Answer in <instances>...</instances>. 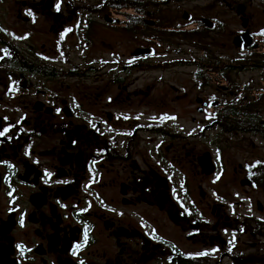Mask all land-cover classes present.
Instances as JSON below:
<instances>
[{
	"label": "flooded vegetation",
	"instance_id": "1",
	"mask_svg": "<svg viewBox=\"0 0 264 264\" xmlns=\"http://www.w3.org/2000/svg\"><path fill=\"white\" fill-rule=\"evenodd\" d=\"M190 1L0 0V264H264V0Z\"/></svg>",
	"mask_w": 264,
	"mask_h": 264
},
{
	"label": "rangeland",
	"instance_id": "2",
	"mask_svg": "<svg viewBox=\"0 0 264 264\" xmlns=\"http://www.w3.org/2000/svg\"><path fill=\"white\" fill-rule=\"evenodd\" d=\"M217 1L218 0H201V1H198V2L190 1V2H188V3H186L184 5V8L185 9L192 8V7H195L197 9H199V8H205V10L207 12H210V11H212L214 9V8H210V5H217V4H219ZM255 1H257V0H255ZM241 78L243 80H245L246 82H248V81L258 82V79H257L256 76H250V75H247L246 74V75L241 76Z\"/></svg>",
	"mask_w": 264,
	"mask_h": 264
},
{
	"label": "snow or ice",
	"instance_id": "3",
	"mask_svg": "<svg viewBox=\"0 0 264 264\" xmlns=\"http://www.w3.org/2000/svg\"><path fill=\"white\" fill-rule=\"evenodd\" d=\"M59 9V4H57V10ZM26 14H31L30 12L26 13ZM0 31H2V29H0ZM70 31V29H66L65 32ZM261 35H264V30H262V32L260 33ZM62 36L64 35V33L61 34ZM59 111V110H58ZM10 130V126L9 127H5L2 130H0V137L5 136ZM9 167H11V165H9ZM46 175H50L48 173H46ZM47 182V181H46ZM23 223V214L21 215V224ZM86 233H85V238H86ZM82 244H74L73 245V255L76 254V250L79 249L80 247H82ZM17 248L21 250V252H23L25 249L23 247V245L18 244ZM205 253H201V255H204Z\"/></svg>",
	"mask_w": 264,
	"mask_h": 264
},
{
	"label": "water",
	"instance_id": "4",
	"mask_svg": "<svg viewBox=\"0 0 264 264\" xmlns=\"http://www.w3.org/2000/svg\"><path fill=\"white\" fill-rule=\"evenodd\" d=\"M240 9H241V5H240Z\"/></svg>",
	"mask_w": 264,
	"mask_h": 264
}]
</instances>
